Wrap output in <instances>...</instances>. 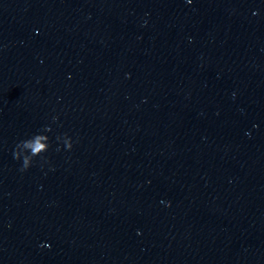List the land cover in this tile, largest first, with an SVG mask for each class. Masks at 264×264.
<instances>
[{
    "label": "clouds",
    "instance_id": "obj_1",
    "mask_svg": "<svg viewBox=\"0 0 264 264\" xmlns=\"http://www.w3.org/2000/svg\"><path fill=\"white\" fill-rule=\"evenodd\" d=\"M48 131H50V128L46 126L41 133L34 134L32 137L22 140L16 144L13 155L16 159H20L21 157H23L21 171L26 170L31 165L34 157L41 156V154L49 150V137L45 134H42ZM57 139L59 140L61 138L57 137ZM63 140L66 148L68 150H71V139L65 135ZM21 147L29 150L28 153L22 156L21 152L19 151Z\"/></svg>",
    "mask_w": 264,
    "mask_h": 264
}]
</instances>
